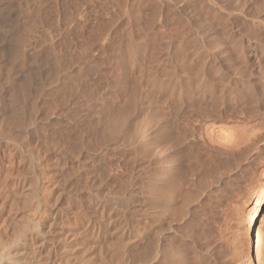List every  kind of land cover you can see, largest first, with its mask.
Wrapping results in <instances>:
<instances>
[{"label":"bare ground","instance_id":"bare-ground-1","mask_svg":"<svg viewBox=\"0 0 264 264\" xmlns=\"http://www.w3.org/2000/svg\"><path fill=\"white\" fill-rule=\"evenodd\" d=\"M54 1L55 16L47 0L27 9L21 0H0V264H96L86 260L87 250L80 248L77 220L58 222L53 217L49 186L37 171L32 150L48 110L58 105L52 98L75 91L68 69L76 64V54L90 53L102 43L103 31L96 33L88 22L90 0ZM156 2L163 9V30L152 32L153 39L174 51L167 54L173 65H163L161 90L178 72L188 75L192 84L186 97H179L177 112L166 115L155 133L142 138L155 121L145 116L134 127L126 121L137 108L135 93L141 88L134 68L119 63L114 94L124 95L130 104L123 110L110 100L102 102L106 137L113 143L103 155L126 158L129 150L136 160H143L142 218L123 221L118 213H104L106 201L92 199L89 209L83 204L75 208L87 222L84 238L103 264H226L225 232L231 230L240 264H261L264 178L235 207L237 214L229 225L223 223L220 210L228 194L212 195L211 202L204 203L206 193L194 190L191 176L197 173L200 151L225 173L247 169L242 164L248 156L264 152V0ZM181 22L186 33L172 37L169 27ZM40 28L60 33L62 44L32 40ZM127 38L132 43L133 36ZM137 46L139 53L146 52L148 42ZM37 52L46 59L37 60ZM95 74L93 68L78 71L79 97L87 98L90 91L100 101V77L95 82ZM145 79L152 87L158 82L152 76ZM92 175L97 184L101 177ZM200 180L204 185V178ZM137 189L113 205L130 208ZM92 209L98 218L89 220Z\"/></svg>","mask_w":264,"mask_h":264},{"label":"rangeland","instance_id":"rangeland-1","mask_svg":"<svg viewBox=\"0 0 264 264\" xmlns=\"http://www.w3.org/2000/svg\"><path fill=\"white\" fill-rule=\"evenodd\" d=\"M47 2V7H51L49 12L55 16V13H58L55 1L47 0ZM38 3L39 0H21V6L26 9L34 8ZM87 5L90 27L98 34L103 31L100 41L102 43L96 45L90 53L81 51L76 54L78 56L76 64L68 69L75 91L72 94L58 92L56 98H52L51 103L56 102L58 105L48 110L47 119L43 120L42 133L32 145V150L37 160V171L42 173L49 186L48 198L51 201L53 217H57L58 222L66 221L68 217L77 220L82 240L80 248L87 250L88 253L86 260L103 264L104 259L96 255L90 241L84 238L87 222L77 216L76 205L83 204L84 208L89 209L92 206V199L106 201L104 213L114 215L118 213L121 220L128 221L133 217L142 218L144 198L143 160L140 157L136 160L134 153L132 151L130 153L129 150L127 154L125 153L126 158L116 157L113 154L103 155L106 154L105 149L113 143L106 137L102 102L110 100L113 105L123 110L129 109L130 104L129 99L124 95L114 94V80L119 75V63H126L128 68H134L135 79L141 88L135 93L137 108L130 111L131 114L126 117V121L133 127L140 125L145 120V116L155 121L142 138L155 133L166 115H174L177 112L179 97L181 95L186 97L185 94L192 82L188 75L178 72L175 76L181 75V80L176 81L175 76H171L170 85L165 91L161 90V84H165L163 65L168 64L169 67L173 65L167 54H173L174 51L172 48L168 51L160 42L153 39L152 32L160 34L163 30L161 24L163 9L156 0H95V2L90 0ZM66 27L68 28L65 26L64 29ZM50 28L54 29L53 26ZM185 28V23L181 22L175 27L170 26L169 32L172 37H176L186 33ZM128 35L133 36L132 43L127 41ZM61 37L60 33L54 30L40 28L32 34L31 39L43 45L52 42L62 44L59 42ZM144 41L148 42L146 52L139 53L137 45ZM37 53V60L46 59L47 55ZM135 62L139 65L134 66ZM90 68L96 71L93 76L95 82L98 76L100 77V81L96 82L101 84L97 89L100 101L93 99L90 91L86 94L87 98L79 97L80 91H76L79 87L76 85L78 71ZM151 76L156 77L158 81L154 87L149 82L147 84L145 79ZM148 90L154 91L148 94L146 93ZM143 107L149 111L147 115H145L146 109L144 113L140 111ZM87 144L94 146L95 150L86 149ZM199 154L201 158L195 160L197 173L191 176V186L199 195L206 193L203 202L207 204L211 202L210 196L226 192L228 196L221 200L220 210L223 223L228 222L230 225L237 214L235 207L242 199L247 200L254 186L264 178V152L261 156L256 151L248 156L249 159L242 164L247 169L241 171L236 168L226 173L223 169L216 168V163L204 151H200ZM133 158L136 163L132 162ZM92 172L101 177L97 184L91 180ZM201 177L204 178V185L198 184L199 181L202 182ZM135 189H137V193H134L136 202L130 208L126 205L123 207L113 205V202L123 199L126 192ZM248 190H251L250 193ZM118 210L122 212L119 213ZM67 212L69 216H66ZM90 212L89 220L98 218L95 209ZM262 221L264 224V212L259 224ZM138 223L141 227L142 220ZM231 233V230L225 232V262L240 264L234 252V245L231 244ZM261 264H264V251Z\"/></svg>","mask_w":264,"mask_h":264}]
</instances>
